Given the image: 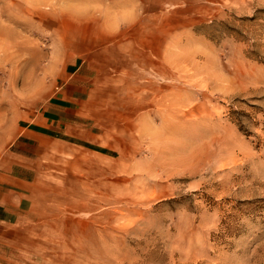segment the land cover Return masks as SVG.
Returning <instances> with one entry per match:
<instances>
[{
	"label": "rangeland",
	"instance_id": "rangeland-1",
	"mask_svg": "<svg viewBox=\"0 0 264 264\" xmlns=\"http://www.w3.org/2000/svg\"><path fill=\"white\" fill-rule=\"evenodd\" d=\"M69 3L0 0V153ZM150 70L142 116L102 100L94 143L50 145L31 264H264V0H160Z\"/></svg>",
	"mask_w": 264,
	"mask_h": 264
},
{
	"label": "crops",
	"instance_id": "crops-1",
	"mask_svg": "<svg viewBox=\"0 0 264 264\" xmlns=\"http://www.w3.org/2000/svg\"><path fill=\"white\" fill-rule=\"evenodd\" d=\"M67 1L60 11L70 29L56 40L50 86L41 78L39 90L50 93L39 96L33 119L3 134L10 140L0 153V264H31V222L41 214L36 200L45 195L41 174L50 145L62 151L94 143L100 121L95 106L102 100L128 104L139 116L147 106L140 79L149 68L154 73V10L160 0ZM108 88L115 94L106 95Z\"/></svg>",
	"mask_w": 264,
	"mask_h": 264
}]
</instances>
